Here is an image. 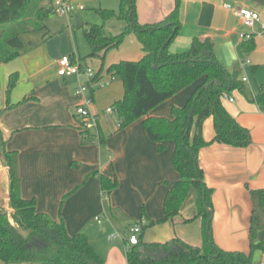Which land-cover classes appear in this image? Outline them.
Returning <instances> with one entry per match:
<instances>
[{
    "label": "crops",
    "instance_id": "crops-1",
    "mask_svg": "<svg viewBox=\"0 0 264 264\" xmlns=\"http://www.w3.org/2000/svg\"><path fill=\"white\" fill-rule=\"evenodd\" d=\"M177 2L181 30L170 45V52H186L193 39L210 42L227 72L240 73L241 80L246 78V88L256 95L264 84V33L255 36L254 48L246 51L240 34L249 30L235 12L241 7L257 12L261 23L256 30H259L264 25V5L247 0H137V21L141 25L158 23ZM87 25L80 26L82 35ZM123 26L116 19L104 23L112 35L118 34ZM73 30V25L68 24L70 48L64 56L78 61L82 70L91 69L102 87L90 85L83 74L58 76V60L47 62L43 53L31 51L29 58H21L15 66L0 64V207L10 216L5 149L18 154L21 197L35 199L38 212L54 220L62 219L68 234H85L104 264H127L126 228L139 222L146 227L145 243L178 238L201 248L203 233L200 220L195 219L194 189H190L178 216L149 226L151 221L163 217V199L179 178L171 164L174 143L166 142L159 152L148 138L142 119L119 129L116 114L107 113L124 95L122 81L107 73V69L121 61L142 59L144 52L137 37L129 34L118 48L92 58L88 45V49L80 52ZM12 73L19 77L7 101L6 89ZM199 83L158 105L148 116L170 118L171 109L182 107ZM82 86L87 90L77 93ZM228 96L233 102L221 99L222 105L250 131L252 142L245 149L214 143L199 151L198 160L204 183L213 190L215 245L224 251L249 254L253 210L250 191L264 189V111L238 91ZM88 99L92 102L87 109L98 118V128L83 132L74 111ZM213 136V120L209 118L203 125V138L209 141ZM100 174L116 177L118 181L117 188L107 197L101 192ZM116 213L124 222L123 240L109 241L108 231ZM11 223L16 226L12 220ZM254 254L260 259L264 252Z\"/></svg>",
    "mask_w": 264,
    "mask_h": 264
},
{
    "label": "trees",
    "instance_id": "trees-1",
    "mask_svg": "<svg viewBox=\"0 0 264 264\" xmlns=\"http://www.w3.org/2000/svg\"><path fill=\"white\" fill-rule=\"evenodd\" d=\"M118 1L117 13L112 10L99 12L104 21L116 19L124 23L118 34L108 33L104 25L89 24L83 35L92 58L118 48L129 34H134L142 46V59L113 64L107 73L117 76L123 84V98L113 105L119 129L142 119L148 138L159 152L166 142L174 143L171 164L179 178L163 199V217L151 221L149 226L178 216L190 189H194L195 219L200 220L203 233L201 248L178 238L164 243H145L146 227L142 226L137 245L131 246L126 240L127 264H253V254L264 252V189L250 191L253 210L249 254L219 249L212 237L213 190L204 183L198 155L202 148L214 143L234 149H245L251 144L250 131L227 112L221 99L225 94L238 91L264 111V84L253 95L240 79V73H228L217 60L210 42L193 39L186 52L171 53L170 45L181 30L178 2L164 20L141 25L136 15L137 0ZM53 14L51 0H0V64L19 57L25 46L22 37L45 31V21ZM243 46L251 51L254 37L243 41ZM18 77L17 73L9 76L7 101ZM197 82L200 83L186 103L171 109L170 118L148 116L155 107ZM209 118L213 120L214 136L206 141L203 125ZM3 156L10 180L11 213L9 216L0 207V261L3 264H104L85 234H68L62 219L54 220L38 212L35 199L21 197L18 154L4 149ZM99 180L103 197L109 196L118 186L116 177L100 174Z\"/></svg>",
    "mask_w": 264,
    "mask_h": 264
},
{
    "label": "rangeland",
    "instance_id": "rangeland-1",
    "mask_svg": "<svg viewBox=\"0 0 264 264\" xmlns=\"http://www.w3.org/2000/svg\"><path fill=\"white\" fill-rule=\"evenodd\" d=\"M80 5L84 8L83 11L74 10L69 15L54 13L45 21V31L23 36L22 39L25 44V49L22 50L19 57L10 61L8 66H15L19 64L21 58H29V52L31 51L37 52V54L43 53L44 55L42 57L47 62H53L55 60L61 59L62 56L66 55L68 48H70V41L67 36L68 24L73 25V33L77 34L80 52L85 51L88 49V47L85 39L83 38L80 26L84 25L85 23L90 25H104L106 21L102 19L99 12L101 10H112L117 13L119 10L118 0H76L73 3L74 8ZM102 222L104 223L105 219H103ZM123 223L124 222L122 218L119 217L117 213L114 214V224L112 229L108 231V236L115 234L116 232L118 234H123ZM14 224L17 226L15 222ZM119 240L123 239L119 238L116 241ZM258 259L259 257L253 254V264H255ZM0 264H2L1 261Z\"/></svg>",
    "mask_w": 264,
    "mask_h": 264
},
{
    "label": "built area",
    "instance_id": "built-area-1",
    "mask_svg": "<svg viewBox=\"0 0 264 264\" xmlns=\"http://www.w3.org/2000/svg\"><path fill=\"white\" fill-rule=\"evenodd\" d=\"M76 0H51V8L54 13L69 15L74 10L82 11L84 8L80 5L74 8L73 3ZM235 14L242 20V23L249 32L241 33L240 39L242 41L250 40L252 37L257 35H261L264 33V25H260L259 30H256L258 24H260V15L250 8L241 7L236 10ZM58 71L57 75L61 77L65 76H79L81 74L85 75L89 81L90 85H94L97 87H102V84L95 79L96 75L91 69L82 70L79 62L76 61L71 56H64L58 60ZM242 81L245 83L246 78H243ZM87 90L86 86H82L77 89V93L83 92ZM222 99L227 100L229 102H233V99L228 95H223ZM92 100L88 99L84 105L78 106L75 108L74 115L79 122V128L83 132L95 131L98 128V118L93 116L87 109V107L91 104ZM107 113H116L115 108L111 107L107 109ZM98 223H100V218L96 219ZM142 232L141 224H133L126 228L125 238L128 243L132 245H137L139 240V235ZM122 234H112L109 236L108 240L113 241L118 238H122ZM257 264H264V254L258 260Z\"/></svg>",
    "mask_w": 264,
    "mask_h": 264
},
{
    "label": "water",
    "instance_id": "water-1",
    "mask_svg": "<svg viewBox=\"0 0 264 264\" xmlns=\"http://www.w3.org/2000/svg\"><path fill=\"white\" fill-rule=\"evenodd\" d=\"M249 2L259 4V5H264V0H247Z\"/></svg>",
    "mask_w": 264,
    "mask_h": 264
}]
</instances>
